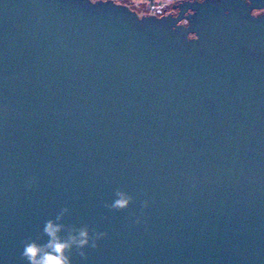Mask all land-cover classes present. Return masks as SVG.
<instances>
[{
    "label": "water",
    "instance_id": "obj_1",
    "mask_svg": "<svg viewBox=\"0 0 264 264\" xmlns=\"http://www.w3.org/2000/svg\"><path fill=\"white\" fill-rule=\"evenodd\" d=\"M172 8L0 0V264L64 207L72 264H264V0Z\"/></svg>",
    "mask_w": 264,
    "mask_h": 264
},
{
    "label": "clouds",
    "instance_id": "obj_2",
    "mask_svg": "<svg viewBox=\"0 0 264 264\" xmlns=\"http://www.w3.org/2000/svg\"><path fill=\"white\" fill-rule=\"evenodd\" d=\"M199 3H204V0H199ZM114 196L115 199L111 204L105 203L104 205L110 211L125 210L133 201V197L121 189H117ZM147 206L148 201H143L141 207L146 208ZM68 212L69 209L64 207L54 219L50 218L44 222L41 236L47 237L46 241L41 243L39 242L40 237H37L36 239L28 238L22 242L21 257L27 264H72L74 252L82 260H86L85 249L97 248L98 241L107 236V232L97 231L86 224L76 226L63 223V218ZM141 222V218L136 217L134 223L140 224Z\"/></svg>",
    "mask_w": 264,
    "mask_h": 264
},
{
    "label": "rangeland",
    "instance_id": "obj_3",
    "mask_svg": "<svg viewBox=\"0 0 264 264\" xmlns=\"http://www.w3.org/2000/svg\"><path fill=\"white\" fill-rule=\"evenodd\" d=\"M98 1V0H92ZM180 0H112L113 3L123 5L134 11L139 17L149 16L157 10H170V5Z\"/></svg>",
    "mask_w": 264,
    "mask_h": 264
},
{
    "label": "flooded vegetation",
    "instance_id": "obj_4",
    "mask_svg": "<svg viewBox=\"0 0 264 264\" xmlns=\"http://www.w3.org/2000/svg\"><path fill=\"white\" fill-rule=\"evenodd\" d=\"M183 1H199V0H180L176 3H173L170 5V10H163V11H156V13L154 14H150L149 16H154V17H157V18H160V17H163V16H171V17H175L177 15V10L176 9H173L172 6L174 5H177ZM190 13L189 11H187L185 14H188ZM251 14L253 16H258V15H264V10H253L251 12ZM179 24H182V25H186V21L185 20H182L179 22ZM191 37V36H190Z\"/></svg>",
    "mask_w": 264,
    "mask_h": 264
}]
</instances>
